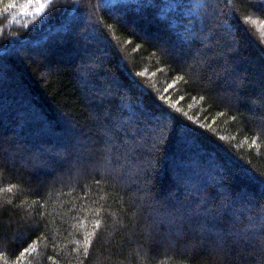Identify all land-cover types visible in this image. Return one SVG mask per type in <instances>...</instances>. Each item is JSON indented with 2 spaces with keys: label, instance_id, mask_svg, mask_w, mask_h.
I'll use <instances>...</instances> for the list:
<instances>
[{
  "label": "trees",
  "instance_id": "16d2710c",
  "mask_svg": "<svg viewBox=\"0 0 264 264\" xmlns=\"http://www.w3.org/2000/svg\"><path fill=\"white\" fill-rule=\"evenodd\" d=\"M31 1L0 0V264H264V0Z\"/></svg>",
  "mask_w": 264,
  "mask_h": 264
},
{
  "label": "rangeland",
  "instance_id": "374dc122",
  "mask_svg": "<svg viewBox=\"0 0 264 264\" xmlns=\"http://www.w3.org/2000/svg\"><path fill=\"white\" fill-rule=\"evenodd\" d=\"M49 0H36L31 1V5L27 8L29 12H40Z\"/></svg>",
  "mask_w": 264,
  "mask_h": 264
},
{
  "label": "snow or ice",
  "instance_id": "6c2138e0",
  "mask_svg": "<svg viewBox=\"0 0 264 264\" xmlns=\"http://www.w3.org/2000/svg\"><path fill=\"white\" fill-rule=\"evenodd\" d=\"M9 7H11V5H9Z\"/></svg>",
  "mask_w": 264,
  "mask_h": 264
}]
</instances>
